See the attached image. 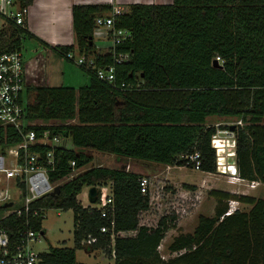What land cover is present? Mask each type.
I'll return each instance as SVG.
<instances>
[{"label": "trees", "instance_id": "trees-1", "mask_svg": "<svg viewBox=\"0 0 264 264\" xmlns=\"http://www.w3.org/2000/svg\"><path fill=\"white\" fill-rule=\"evenodd\" d=\"M19 1L30 5L34 0ZM112 9L111 4L73 5L75 44L51 48L64 56L68 51L85 54L97 67L114 64V84L79 65L89 77L82 87L28 86L27 117L44 123L33 128L71 136L75 147L55 148L58 169L52 180L69 174L72 160L77 168L91 164L94 151L191 168L194 162L188 156L198 153L200 170L215 173L212 140L225 129L235 136L240 178L264 184V0L131 4L115 17L116 27L132 32L117 47L130 53L121 63L93 41L96 17ZM24 37L35 36L27 26L9 21L0 30V52L21 50ZM217 56L220 67L214 66ZM211 116L236 117L241 123L231 129L209 122ZM143 176L125 164L91 165L64 182L57 196L39 199L38 205L73 210L75 241L73 247H51L41 254L40 264H89L77 260L82 247L101 249L113 264H264V197L220 189L210 192L216 199L214 214H200L192 232L178 234L168 245L176 255L163 258L159 247L178 217L167 214L156 226L141 224V214L151 207L149 188L142 191ZM109 182L114 209L107 216L79 201L84 187ZM231 200L251 207L228 214ZM4 208L0 205V213ZM0 227L12 239L24 227L43 228L41 218L27 224L14 215L0 217ZM123 231L136 234L123 236Z\"/></svg>", "mask_w": 264, "mask_h": 264}, {"label": "built area", "instance_id": "built-area-1", "mask_svg": "<svg viewBox=\"0 0 264 264\" xmlns=\"http://www.w3.org/2000/svg\"><path fill=\"white\" fill-rule=\"evenodd\" d=\"M112 6L113 9L109 14L96 17L97 29H95L94 34L102 31L105 33L104 35L110 42L107 51L114 54L116 63H121L130 59V53L118 51L117 47L130 39L132 32L128 28L116 27L115 17L127 10L123 6ZM28 13L29 5H22L19 0H0V19L4 21L0 30L6 27L9 21L22 27L26 26ZM65 57L78 65L95 69L100 79L114 84L116 79L114 64L105 68L97 67L94 60L77 51H68ZM216 60L220 62V56H217ZM27 91L22 51L0 52V205L4 206L5 203L12 202L10 206H5L0 217L5 219L14 215L24 219L27 224L32 219L41 218L43 226V220L51 208L38 205L36 202L48 194L52 195L56 186H62L64 182L73 179L94 164H89L83 170L84 167L77 168L76 161L72 160L70 161L71 171L69 174L52 180L51 173L58 169L55 148L65 145L60 144L62 137L59 134H51L48 130L38 131L33 128V126L44 123L32 121L27 117ZM216 135L212 140L215 148L217 147ZM15 139L18 140L15 141ZM44 146L49 148L46 150ZM217 149L219 150V147ZM188 158L194 162L195 169H200L198 153L189 155ZM223 159L224 157L217 154L218 168L220 165H224V169L221 170L223 173L228 171L227 173L233 182L239 179L240 176L235 163V151L232 163L226 166ZM126 168L129 169V165ZM148 184L149 179L143 176L141 178L142 191H146ZM96 187L98 190L96 203L89 202L88 205L84 206H97L102 209V215L107 216L114 209L111 183ZM234 201H230L228 214L237 208V205L232 204ZM111 225L114 226V220H112ZM102 231L107 232L108 229L103 227ZM114 235L113 233V238ZM43 236H45L43 228L36 230L32 227H24L19 230L17 238L12 239L9 232L0 227V264H40L42 253L37 252L34 245Z\"/></svg>", "mask_w": 264, "mask_h": 264}, {"label": "rangeland", "instance_id": "rangeland-1", "mask_svg": "<svg viewBox=\"0 0 264 264\" xmlns=\"http://www.w3.org/2000/svg\"><path fill=\"white\" fill-rule=\"evenodd\" d=\"M4 21L0 19V27ZM97 29V28H96ZM103 30V29H102ZM96 35V34H95ZM99 39L95 38L97 42ZM21 51L26 70L27 86H73L82 87L89 83L88 75L76 62L67 59L64 55L50 48L42 47L33 37H24ZM208 121L222 126L236 125V117L211 116ZM216 147L218 155L224 157L226 166L233 162L235 151V136L232 130H218ZM222 146H218V144ZM60 144L74 149L71 136H63ZM219 152V153H218ZM94 165L120 167L123 164L131 170L141 172L149 179L148 188L151 193V207L141 214V224L156 226L163 215L175 214L178 217L177 227L170 228L159 247L163 258L168 259L176 255L171 253L168 245L175 235L182 232L193 231L200 214L214 213L216 199L211 190L220 189L255 197H264V184L258 181L237 179L232 181L229 173H223L224 165H220L215 173L203 172L178 165H158L155 163L139 161L132 158H118L116 155L94 151ZM91 165V164H90ZM86 167L83 168V170ZM227 170V168H226ZM89 186L83 188L78 195L82 204H89ZM242 210H247L249 204L232 202ZM60 212V215L58 213ZM180 224V227L178 228ZM45 236L36 242L37 252H49L51 247H73L74 241V213L72 209L62 210L51 208L43 220ZM134 234L133 232L130 233ZM77 260L84 263L113 264L114 259L109 258L101 249L89 250L84 247L77 250Z\"/></svg>", "mask_w": 264, "mask_h": 264}, {"label": "crops", "instance_id": "crops-1", "mask_svg": "<svg viewBox=\"0 0 264 264\" xmlns=\"http://www.w3.org/2000/svg\"><path fill=\"white\" fill-rule=\"evenodd\" d=\"M172 2L173 0H34L29 5L26 26L27 29L35 36L33 38H38L37 40L40 42L42 47L52 49L51 47L53 46H67L75 44L72 13V7L75 4H111L123 6L126 10H128V6L135 3L170 4ZM95 34L93 41L96 47L101 52H106L110 45L109 39L106 35H104L105 33L103 31ZM96 36L99 39L97 42L95 41ZM28 85L30 86V84ZM245 206L248 207V209L251 207L247 205ZM177 221L178 218L176 220V226L172 228L177 227ZM197 223L195 224V227ZM179 227L180 224L178 228ZM132 232L134 233L132 235L136 234V231H123L120 234L123 236H132L130 234Z\"/></svg>", "mask_w": 264, "mask_h": 264}, {"label": "water", "instance_id": "water-1", "mask_svg": "<svg viewBox=\"0 0 264 264\" xmlns=\"http://www.w3.org/2000/svg\"><path fill=\"white\" fill-rule=\"evenodd\" d=\"M91 43H92V40H91ZM214 66L216 67H220L222 66L217 60L214 61ZM235 128V125H232V128L231 129H234ZM61 191V186H56V188L54 189V191L52 192V195L53 196H57ZM97 194H98V190H97V187L96 186H91L89 188V200H90V203H96L97 201ZM12 204V202H8V203H5L4 206H10Z\"/></svg>", "mask_w": 264, "mask_h": 264}, {"label": "bare ground", "instance_id": "bare-ground-1", "mask_svg": "<svg viewBox=\"0 0 264 264\" xmlns=\"http://www.w3.org/2000/svg\"><path fill=\"white\" fill-rule=\"evenodd\" d=\"M218 146H222V144L219 143Z\"/></svg>", "mask_w": 264, "mask_h": 264}, {"label": "clouds", "instance_id": "clouds-1", "mask_svg": "<svg viewBox=\"0 0 264 264\" xmlns=\"http://www.w3.org/2000/svg\"><path fill=\"white\" fill-rule=\"evenodd\" d=\"M237 208H239V207H237Z\"/></svg>", "mask_w": 264, "mask_h": 264}]
</instances>
